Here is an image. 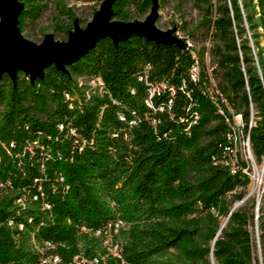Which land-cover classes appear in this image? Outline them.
Instances as JSON below:
<instances>
[{
  "label": "trees",
  "instance_id": "trees-1",
  "mask_svg": "<svg viewBox=\"0 0 264 264\" xmlns=\"http://www.w3.org/2000/svg\"><path fill=\"white\" fill-rule=\"evenodd\" d=\"M21 1L26 37L67 40L72 5ZM196 1L209 46L107 36L67 70L53 63L34 80L24 70L16 81L4 74L0 264H42L50 242L69 245L65 259L80 241L89 253L95 243L79 232L122 219L127 264H212V255L215 264H264V202L259 216L254 199L231 212L251 183L245 158L264 161V0ZM49 4L55 32L33 30ZM153 4L114 0L112 19H145ZM238 114L241 157L233 159Z\"/></svg>",
  "mask_w": 264,
  "mask_h": 264
},
{
  "label": "water",
  "instance_id": "water-1",
  "mask_svg": "<svg viewBox=\"0 0 264 264\" xmlns=\"http://www.w3.org/2000/svg\"><path fill=\"white\" fill-rule=\"evenodd\" d=\"M113 1H102L85 31L76 23V30L71 32L68 41L56 39L53 33H47L43 41L36 42L26 37L19 26L18 16L23 1L0 0V81L5 73L16 81L19 70L26 71L30 74L31 80H34L42 77L45 68L53 63L58 68L67 70V65L80 59L101 38L107 36L118 42L133 33H138L149 39L185 45V40L174 33L175 28L163 30L155 25L158 0H153L151 12L145 19L131 21L112 19ZM234 210L232 208L231 212ZM212 264H215L213 255Z\"/></svg>",
  "mask_w": 264,
  "mask_h": 264
},
{
  "label": "rangeland",
  "instance_id": "rangeland-1",
  "mask_svg": "<svg viewBox=\"0 0 264 264\" xmlns=\"http://www.w3.org/2000/svg\"><path fill=\"white\" fill-rule=\"evenodd\" d=\"M68 5H72L76 13L73 28L69 31L67 41L70 38L71 32L76 30L75 24L79 22H85L88 19H92V12L95 6H101L103 0H65ZM56 12L54 4H49L43 11L42 15L36 21H33L30 27L33 30H41L44 32H55L54 22L52 16ZM151 12V11H150ZM202 17V10L196 0H168L163 6L158 8L157 22L156 26L163 30H168L170 28H175L174 33L179 37L190 40L196 47H200L204 44L211 45V41L208 34L207 28L197 29V24ZM120 20V19H117ZM121 21V20H120ZM89 23V22H88ZM81 26V25H80ZM88 27H82L85 31ZM260 31L261 28H260ZM40 33V32H38ZM262 42V41H261ZM263 43V42H262ZM211 55H208V61H211ZM216 81L215 78H213ZM165 83H157L155 86L152 85L151 89L154 92L156 87H164ZM211 91L213 88L209 85ZM238 122L241 121L240 116H236ZM248 147V141L246 142ZM249 157L251 155L248 154ZM254 158V157H253ZM256 158L254 159V165L251 167V183L245 188H239L237 192H244L246 200L237 201L234 203L232 208L238 209L244 205L249 204V201L254 199L256 202V207L254 208V213L259 216V207L264 202V177L261 176V172L264 168V161L257 163ZM259 183V184H258ZM259 185L258 188H254L255 185ZM231 198V197H230ZM259 202V205H257ZM239 203V204H237ZM237 204V205H236ZM251 204V203H250ZM236 205V206H235ZM122 227L111 232V234H98L92 233L86 229H82L79 233L87 234L93 242L94 246H89L91 248L90 252L87 253L86 248L83 246L82 241L78 242L79 250L72 254L68 259H65L62 254V249L64 251L69 249V245L66 243H61L56 247H51L48 251L50 254V261H54V258L60 259L58 263L55 264H127L123 256V248L125 244L124 233L129 230L130 224L122 219ZM228 222L227 217L221 219L222 228L226 226ZM225 223V225H224ZM257 223V218H256ZM255 232V236L259 241L260 230L256 225L252 229ZM217 235L212 241V246H214ZM58 261V259H57ZM49 264H54L53 262Z\"/></svg>",
  "mask_w": 264,
  "mask_h": 264
},
{
  "label": "built area",
  "instance_id": "built-area-1",
  "mask_svg": "<svg viewBox=\"0 0 264 264\" xmlns=\"http://www.w3.org/2000/svg\"><path fill=\"white\" fill-rule=\"evenodd\" d=\"M185 43H187L188 46H191V41L190 40H185ZM192 67H195L198 70L199 73V64L198 61H196ZM100 82V81H99ZM153 93V92H152ZM237 115H235V121L234 123L236 124V131H235V135H229V138L232 141V145H228L227 147H230V154L232 155L233 159H238V157H241V150H240V136H239V127L242 126V124L238 123V118L236 117ZM239 116V114H238ZM124 117V116H122ZM197 117V116H196ZM248 161V167L254 165V163L252 162L251 158H245ZM252 168V167H251ZM122 223L119 222L116 225H110L108 226L105 230H97L96 232L102 235H106V234H111V232H113L117 227H122ZM51 245L53 247H56L57 245L50 242ZM50 261V257H47L46 260H42V264H49L51 262L58 263L60 261L59 257H58V261Z\"/></svg>",
  "mask_w": 264,
  "mask_h": 264
},
{
  "label": "bare ground",
  "instance_id": "bare-ground-1",
  "mask_svg": "<svg viewBox=\"0 0 264 264\" xmlns=\"http://www.w3.org/2000/svg\"><path fill=\"white\" fill-rule=\"evenodd\" d=\"M195 69H196V68H195ZM197 71H198V70H197ZM247 150H248V153H249V155H251V152H250V150H249V147H247ZM261 176H262V177H264V168H263V170H262V172H261ZM258 184H259V183H258ZM258 184H257V185H255V187H254V188H256V189H257V188H258V186H259ZM224 225H225V223H224ZM117 228H118V227H117ZM115 230H116V229H115ZM57 259H58V258H54V261H57Z\"/></svg>",
  "mask_w": 264,
  "mask_h": 264
}]
</instances>
